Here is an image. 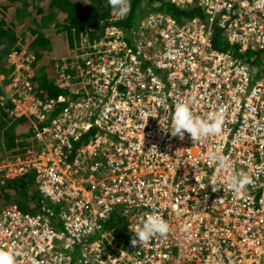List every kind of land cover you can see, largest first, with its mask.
<instances>
[{
	"label": "built area",
	"instance_id": "2783aa9c",
	"mask_svg": "<svg viewBox=\"0 0 264 264\" xmlns=\"http://www.w3.org/2000/svg\"><path fill=\"white\" fill-rule=\"evenodd\" d=\"M162 1L195 15L153 11L129 33L110 25L82 36L83 49L52 66L67 95L39 97L33 53L5 54L3 120L27 118L32 129L23 153L0 142V187L31 174L41 197L35 213L0 207V249L16 264H264V75L246 62L264 54V0ZM177 102L220 116L221 132L171 136ZM239 172L250 182L237 193L227 180ZM153 211L170 231L133 246ZM115 212L119 237L105 229Z\"/></svg>",
	"mask_w": 264,
	"mask_h": 264
},
{
	"label": "trees",
	"instance_id": "16d2710c",
	"mask_svg": "<svg viewBox=\"0 0 264 264\" xmlns=\"http://www.w3.org/2000/svg\"><path fill=\"white\" fill-rule=\"evenodd\" d=\"M128 4L130 11L127 15L122 19L108 21L106 18L113 14L109 0H0V75L4 76V80L11 75L12 67L8 65L5 54L14 48L26 47L25 49L33 53L35 59H40L46 56L45 53H53V47H59L55 53L56 59L62 57L69 59L79 38L86 34L103 32L105 27L110 25L128 30L137 25L141 16L140 11L164 12L177 20L195 15L193 7L177 9L162 0H128ZM140 5H144V8L140 9ZM147 6L150 8H145ZM8 24L19 26L21 33L16 35V29L12 26L7 27ZM3 38L11 44L4 43ZM218 39L216 37L213 40L215 46L225 48L218 43ZM263 55L246 57L251 69L256 70L253 72L256 77L264 74V63L261 61ZM53 62L56 63V60ZM56 71L54 67L51 69L40 67L37 71L33 84L39 97L55 98L69 93L68 86H59V74ZM65 74L69 75L70 81L77 80V72L72 67H69ZM1 94L0 89V96ZM8 105L6 102L3 107L0 106V138L4 140L6 150L14 154L23 153L31 144L27 140L31 135V123L29 119L21 118L7 124L3 120V108ZM1 200L3 205L16 203L21 210L31 213H35L41 205V197L34 189L31 174L0 187ZM108 223L117 227L122 226L123 218L120 213L115 212ZM115 235H120L118 228L115 229Z\"/></svg>",
	"mask_w": 264,
	"mask_h": 264
},
{
	"label": "clouds",
	"instance_id": "9594fccd",
	"mask_svg": "<svg viewBox=\"0 0 264 264\" xmlns=\"http://www.w3.org/2000/svg\"><path fill=\"white\" fill-rule=\"evenodd\" d=\"M109 4L120 16H125L130 11L127 0H109ZM252 71L255 72L256 70L252 69ZM221 130L222 119L220 116L211 113L207 117L194 116L187 102H177L171 112V130L167 133L181 139L187 133L190 134L193 142H198L208 136L219 134ZM2 141L4 140L0 138L1 143ZM210 162L215 163L216 167L220 169L229 167V158L227 156L210 154ZM227 182L233 191L240 193L250 181L246 173L239 172L228 177ZM218 190L220 189L213 187V191ZM169 231V223L159 213L155 211L146 212L135 229L131 243L133 246L147 245L156 236H165ZM0 264H16L15 254L6 249H0Z\"/></svg>",
	"mask_w": 264,
	"mask_h": 264
},
{
	"label": "rangeland",
	"instance_id": "374dc122",
	"mask_svg": "<svg viewBox=\"0 0 264 264\" xmlns=\"http://www.w3.org/2000/svg\"><path fill=\"white\" fill-rule=\"evenodd\" d=\"M127 3H128V0H127ZM141 7H140V9H143L144 8V5H140ZM145 8H147V9H149L150 7H145ZM112 11H113V14L109 17V18H106L108 21H114V19H122L124 16H120L119 14H117V12L115 11V10H113L112 9ZM149 12H153V10H149V11H147V12H142L141 13V11H140V18L139 19H141L142 17H144L147 13H149ZM18 17V16H17ZM139 19H138V23H139ZM24 23V22H23ZM102 22H100V24H101ZM137 23V24H138ZM9 25L10 26H12L13 28H15L16 29V35H18V34H20L21 33V29H20V27L19 26H14V25H12V24H8V26L7 27H9ZM137 25H134V26H132L130 29H128L127 30V32L129 33L130 31H133V30H135V27H136ZM122 29V28H121ZM8 31H9V29H8ZM7 37V36H6ZM6 41V42H5ZM3 42L4 43H6V44H11L10 42H8L7 41V39H4L3 38ZM26 48V47H25ZM58 48L59 47H53L52 48V51H53V53L52 52H49L48 54L47 53H45L46 54V56L45 57H43V58H40V59H36V62H37V69L39 70V68L41 67V68H47V69H51L52 67L51 66H53V64H54V62H53V60L55 59L56 60V57H55V53H56V50H58ZM77 49V51L78 50H82L83 48L81 47V46H78L77 45V42H76V45L74 46V51ZM58 59V58H57ZM67 67H65V72L67 71ZM4 82H5V80H4V76L3 75H0V87H2L3 85H4ZM1 89V88H0ZM6 127H8V126H6ZM9 130V129H8ZM11 132V131H10ZM2 202V200L0 201V206H2L3 204L1 203Z\"/></svg>",
	"mask_w": 264,
	"mask_h": 264
},
{
	"label": "crops",
	"instance_id": "0c3cea01",
	"mask_svg": "<svg viewBox=\"0 0 264 264\" xmlns=\"http://www.w3.org/2000/svg\"><path fill=\"white\" fill-rule=\"evenodd\" d=\"M7 26H8V25H7ZM9 26H10V25H9ZM13 30H15V29H13ZM109 220H110V218H109ZM109 220L106 222V226H107V227H106L105 229H106L108 232H109V230H112V231L114 232V235H115V229L118 228V230L120 231V235H122V234H121V230H122L123 224H122V226L120 225V226L117 227L116 225H111V224H109V223H108ZM120 235H119V236H120ZM115 236H116V237H119V236H117V235H115Z\"/></svg>",
	"mask_w": 264,
	"mask_h": 264
}]
</instances>
